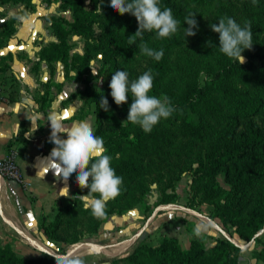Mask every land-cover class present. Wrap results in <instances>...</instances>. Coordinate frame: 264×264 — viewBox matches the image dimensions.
Returning a JSON list of instances; mask_svg holds the SVG:
<instances>
[{"label": "trees", "instance_id": "16d2710c", "mask_svg": "<svg viewBox=\"0 0 264 264\" xmlns=\"http://www.w3.org/2000/svg\"><path fill=\"white\" fill-rule=\"evenodd\" d=\"M2 1L26 4L30 2ZM193 1L201 3L204 0ZM83 2L84 0H60L62 7H69L73 11L74 19L69 22L61 17H48L60 41L43 48L40 55L50 61H64L67 69L76 71V78L86 82L85 89L79 93L85 95L93 104L94 134L103 139L105 154L111 157V167L118 176L134 172L137 155L145 149L148 137L139 125L126 121L132 102L131 94L129 93L127 102L120 106L113 101L108 86L111 77L117 70H124L129 73L131 81L150 71L153 76V88L149 95L157 98L160 95L167 96L174 112L181 116L183 128L191 135L198 136L203 131L204 115L223 114L224 123L217 133L215 144L199 155L195 168V172L201 175L199 178L205 180L201 201L213 210V219L219 218L224 225L231 224L240 240L251 241L264 227V184L259 187L254 198H248L249 189L256 188L264 176V54L249 52L245 55L246 61L239 64L222 54L217 39L212 34H207L204 43L212 51L214 66L208 70L203 83L162 92L161 82L167 72V60L174 41L167 37L151 42L150 32L146 31L142 39L137 37L134 44H129V36L133 35L138 27L135 17L130 13H125L129 29L122 34L109 33V40L104 49L102 46L100 50L98 47L94 49L86 42L82 54L70 53V44L65 42L69 33L83 38L84 35L88 37L93 33L92 22L84 18ZM159 7L161 10L165 7L171 8L177 21H183L187 17L184 6L174 0H159ZM78 9L80 12L76 13ZM13 23V20L4 22L0 31V47L4 46L12 35ZM208 41L212 43L208 44ZM140 43L157 51L163 49V57L160 61H155L146 56L144 65L135 64L128 69L127 64H130L138 53ZM94 53L102 54L105 67L103 74L108 77L106 88L103 90L94 89L86 76L81 78L83 73L91 71L88 68L89 59ZM6 58H0V72L8 69ZM85 65L87 68H84ZM248 74L252 75L253 82L249 93L231 85L233 78ZM102 96L108 100L107 112L99 107ZM218 174H222L226 185L216 179ZM75 176L74 173V179ZM80 192L87 193L88 189H81ZM77 201L81 202L79 199ZM107 207L102 218L94 217L89 222L92 230L96 231L98 225L112 213L113 209ZM75 208V203L60 205L54 221L44 226L46 234L57 241L77 242V235L69 232L64 220ZM83 211L85 214L90 213L86 209ZM255 239L261 240L260 237ZM262 244V248L254 252V258L264 264V242ZM240 251L241 248L226 237H222L211 249L205 247V241L201 237L192 239L187 248L182 247L176 238L164 237L157 246H137L131 253L115 259L110 264H120V261H125L122 264H243L239 259ZM0 264H63V260L48 255L42 258H6L0 260Z\"/></svg>", "mask_w": 264, "mask_h": 264}, {"label": "rangeland", "instance_id": "374dc122", "mask_svg": "<svg viewBox=\"0 0 264 264\" xmlns=\"http://www.w3.org/2000/svg\"><path fill=\"white\" fill-rule=\"evenodd\" d=\"M174 1L184 6L187 17L195 14L198 27L194 29L195 35L185 36L184 28L188 25L184 20L178 21L177 32L170 36L174 46L170 50L167 72L161 82L162 92L203 83L208 70L214 66V56L211 49L206 47L204 39L207 34H212L219 43V34L213 32L210 25L218 23L221 17L233 18L242 28L246 22L250 24L253 43L251 49L243 50L244 57L254 51L264 54V0H256L255 4L253 0H204L201 3L193 0ZM99 2L100 0H84L82 13L86 20L92 22L93 33L88 37L84 35V38L80 36V39H75L72 53L81 51L82 54L86 42L94 49L98 47L100 50L101 46L104 49L109 40V33L122 34L129 29L127 16L112 10L109 7L110 0H103V15L95 12ZM70 11L73 21V11ZM78 12L79 9L76 10V13ZM156 40L158 39L155 31L150 32V41ZM78 41H82L81 44L77 43ZM141 44L143 43L139 44V51L133 61L127 64L128 69L135 64H145L146 55L140 52ZM85 67L87 68L86 65ZM88 68L91 71L83 73L81 78L86 76L94 89H105L108 77L103 74L105 67L101 53H94L90 57ZM231 85L249 93L253 87L252 75L235 77L231 80ZM85 87L84 81V89ZM162 97L163 95H160L159 98ZM89 118L92 120L94 131L93 104L84 95V121L88 122ZM204 118L205 127L198 136L191 135L183 128L181 116L174 111L169 118H162L150 133H146L147 144L141 154L137 155L135 171L120 176L123 181L120 195L107 202V208L113 211L98 225L96 231L89 226V222L94 218L90 210L89 214L83 211L84 201L80 195L87 193L80 192L81 188L76 189L72 197L55 202L51 211L35 216L31 223L16 220V229L5 222L0 214V260L42 258L51 255L36 248L23 235L57 254H65L66 251L74 254L68 259H62L63 262L80 259L83 264H110L115 259L128 255L137 246L155 247L164 237L176 238L184 248L189 246L192 239L201 237L205 241V247L211 249L222 237L229 236L235 239V244L241 248L239 259L243 264H262L254 258V252L262 248L264 232L255 236L260 237V241H256L255 237L249 242L240 240L234 227L231 224L224 225L219 218L213 219V210L201 201L205 180L200 179V173L195 172L197 161L202 152L215 144L217 133L224 123L223 114H206ZM262 160L264 161V158ZM216 179L226 185L222 174H218ZM263 184L264 176L256 188L249 189L248 198H254ZM21 187L24 190L26 186ZM77 199L81 202H76ZM1 202L9 210L4 193ZM65 203L76 204L75 210L64 219L69 232L78 237L75 243L52 239L44 229V226L54 221L59 206ZM161 206L167 207L160 208ZM198 224L205 226L199 236L195 233ZM124 262L120 261V264Z\"/></svg>", "mask_w": 264, "mask_h": 264}, {"label": "crops", "instance_id": "0c3cea01", "mask_svg": "<svg viewBox=\"0 0 264 264\" xmlns=\"http://www.w3.org/2000/svg\"><path fill=\"white\" fill-rule=\"evenodd\" d=\"M48 17L72 20L70 8L62 7L60 0H30L28 4L0 0V31L6 20L14 21L12 35L0 47V58L7 57L8 64V69L0 72V91L5 98H0V158L14 150L26 182L23 190L0 176V209L5 217L1 216L15 229L16 220L31 223L35 216L51 211L55 202L72 197L80 188L72 175L67 181L68 197L59 196L65 186L63 180H57L52 169L43 176L40 167L41 161L47 166L54 146L48 140L49 117L61 116L66 125L84 121V96L79 93L84 83L74 77L76 72L67 69L64 61H50L40 55L43 48L60 41ZM80 38L72 33L65 37L70 53L73 41ZM89 121L93 128L91 118ZM36 127L31 138H26L25 132ZM38 171L40 176H36ZM3 193L9 210L2 205Z\"/></svg>", "mask_w": 264, "mask_h": 264}, {"label": "clouds", "instance_id": "9594fccd", "mask_svg": "<svg viewBox=\"0 0 264 264\" xmlns=\"http://www.w3.org/2000/svg\"><path fill=\"white\" fill-rule=\"evenodd\" d=\"M255 3L256 0H253V4ZM102 6L103 0H100L94 11L103 15ZM109 7L121 15L130 13L135 17L138 27L135 33L129 36V44H134L137 37L142 39L146 31H155L156 38L163 39L172 36L178 30L179 22L174 19L172 9L165 7L161 10L159 0H110ZM194 17L195 14L192 13L184 20L188 25L184 28L185 36L196 34L194 29L198 26ZM210 27L213 32L219 34V51L243 64L245 57L242 52L244 49H251L253 43L250 24L246 22L242 28L233 18L221 17L218 23H213ZM140 52L155 61H160L163 57V49L157 51L146 44L140 45ZM93 74L96 75L94 72ZM75 75L76 73L74 77ZM108 86L117 106L126 103L129 93L131 94L132 102L126 121L139 125L145 133H150L162 118H169L174 111L167 96L157 98L149 95L153 88V76L150 71L130 81L128 72L117 70L113 73ZM99 101V107L107 112L108 100L102 96ZM47 122L51 129L48 140L54 146L46 159L47 166L44 164L45 161L40 163V167L44 169L43 176L52 169L57 180H63L65 185L60 189L59 196L68 197L67 181L75 173L76 184L81 189H88L87 194L80 195L85 209L90 210L93 217L102 218L107 202L120 195V186L123 182L122 177L111 167V157L105 154L103 139L94 134L92 126L87 121H74L66 125L63 117L53 114ZM36 129L37 127L31 132H25V137L31 138ZM40 175L38 171L36 176ZM204 228L205 226L198 224L195 228L196 235L199 236ZM63 264L83 262L75 259L64 261Z\"/></svg>", "mask_w": 264, "mask_h": 264}, {"label": "built area", "instance_id": "2783aa9c", "mask_svg": "<svg viewBox=\"0 0 264 264\" xmlns=\"http://www.w3.org/2000/svg\"><path fill=\"white\" fill-rule=\"evenodd\" d=\"M0 98L5 99L1 91ZM0 176L16 182L17 184L26 185L21 168L18 164L17 153L14 150H11L6 156L0 158Z\"/></svg>", "mask_w": 264, "mask_h": 264}, {"label": "water", "instance_id": "95a60500", "mask_svg": "<svg viewBox=\"0 0 264 264\" xmlns=\"http://www.w3.org/2000/svg\"><path fill=\"white\" fill-rule=\"evenodd\" d=\"M168 206H171V205H168ZM164 207H167V206H161L160 208H164ZM0 214L3 216V217H5V215H4V213L2 212V210L0 209ZM262 232H264V227L261 229V230H259L256 234H255V236H258L259 234H261ZM25 238H27L29 241H30V237H28V236H26V235H23ZM226 238H228V239H230L232 242H234V243H236L237 244V242H236V240L235 239H233L232 237H226ZM31 242V244L32 245H34L36 248H38L39 250H41V251H43V252H46V253H48V254H51V255H54V256H57V257H60V258H62V259H68V258H70L72 255H74V254H71V253H69L68 251H66L65 252V254H57V253H55V252H53V251H51V250H49V249H47V248H45V247H43V246H40L39 244H37L34 240L33 241H30Z\"/></svg>", "mask_w": 264, "mask_h": 264}, {"label": "bare ground", "instance_id": "6f19581e", "mask_svg": "<svg viewBox=\"0 0 264 264\" xmlns=\"http://www.w3.org/2000/svg\"><path fill=\"white\" fill-rule=\"evenodd\" d=\"M30 239V241H33V239L32 238H29ZM118 246V245H117ZM117 246H115V248L117 247ZM82 247V246H81ZM73 248H75V247H73ZM82 248H90V247H87V246H84V247H82ZM111 248H114V247H111ZM99 249H102V248H98V250ZM123 252V251H122Z\"/></svg>", "mask_w": 264, "mask_h": 264}]
</instances>
